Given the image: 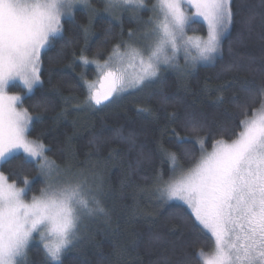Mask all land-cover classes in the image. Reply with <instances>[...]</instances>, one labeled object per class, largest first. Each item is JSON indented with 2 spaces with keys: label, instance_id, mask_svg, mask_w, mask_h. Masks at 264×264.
<instances>
[{
  "label": "trees",
  "instance_id": "obj_1",
  "mask_svg": "<svg viewBox=\"0 0 264 264\" xmlns=\"http://www.w3.org/2000/svg\"><path fill=\"white\" fill-rule=\"evenodd\" d=\"M92 5L101 15L91 25L82 9L62 21V38L41 56V85L34 93L26 94L18 82L8 89L23 97L22 106L33 117L29 138L46 146L48 159L83 171L101 187L108 215L86 220L81 239L63 256V264H186L201 248L207 252L211 241L200 238L186 205L156 199L153 180L162 167L168 178L162 150L176 153L188 169L200 158L198 138L206 139L208 152L217 140L230 143L243 119L241 106L247 105L249 112L259 107L264 0H231L232 23L213 63L183 71L165 67L149 87L125 91L100 107L84 105L87 89L81 76L93 83L98 72L94 64L82 65L80 55L103 63L115 45L128 41L129 32L141 35L148 20L145 15L137 22L128 14L113 20L103 14L102 0H92ZM188 31L205 36L206 26L195 23ZM190 123L199 131L186 128ZM178 137L192 143L180 146ZM1 172L18 187L25 178L33 181L26 199L39 195L44 186L36 166L24 163V154L4 161ZM153 233L161 239H152ZM24 264H44L38 242L29 248Z\"/></svg>",
  "mask_w": 264,
  "mask_h": 264
},
{
  "label": "snow or ice",
  "instance_id": "obj_2",
  "mask_svg": "<svg viewBox=\"0 0 264 264\" xmlns=\"http://www.w3.org/2000/svg\"><path fill=\"white\" fill-rule=\"evenodd\" d=\"M102 3L113 19L147 10V0ZM77 8L88 12L90 25L101 15L91 0H0V161L22 151L24 163L36 166L44 185L29 201L33 181L25 178L23 187H17L0 172V264H24L34 241L43 250L44 264H63V256L81 239L86 220L108 215L100 185L89 182L83 171L49 160L46 146L29 138L33 117L23 108V97L8 94L16 82L26 94L41 85V56L62 38V20L74 17ZM192 9L194 14H189ZM152 12L142 34L129 32L128 41L115 45L103 64L80 55L82 65L94 64L99 73V87L81 76L86 107H100L125 91L149 87L162 66L179 69L181 58L185 69L213 63L233 16L231 0H155ZM201 22L206 37L187 35L192 24ZM84 31L87 36L89 28ZM129 67L135 69L132 74ZM259 96V107L251 112L241 106L243 119L230 143L217 140L208 152L205 138L195 141L200 158L194 166L184 169L176 153L162 150L168 178L162 167L151 191L164 205H186L200 238L211 241L207 252L201 248L186 264H264V87ZM188 127L199 131L194 123ZM189 143L177 138L180 146ZM152 239L161 236L153 233Z\"/></svg>",
  "mask_w": 264,
  "mask_h": 264
},
{
  "label": "rangeland",
  "instance_id": "obj_3",
  "mask_svg": "<svg viewBox=\"0 0 264 264\" xmlns=\"http://www.w3.org/2000/svg\"><path fill=\"white\" fill-rule=\"evenodd\" d=\"M155 2V0H147V10L146 11H144V12H141L139 15H137V14H134V13H124V14H128V15H130V17L134 20V21H137V22H140L141 21V17H143V16H145V15H147V17H144L143 18V20H149L150 19V17H152L154 14H153V12H152V5H153V3ZM153 2V3H152ZM91 6H92V8H93V5H92V0H91ZM78 9H80V8H77L76 10H78ZM94 9V8H93ZM75 10V11H76ZM194 9H192L191 10V12L189 13V14H194ZM103 14H105V16H108L106 13H104L103 12ZM124 14H122V15H124ZM118 16H120V14H118ZM117 16V17H118ZM109 17V16H108ZM111 19H113L112 17H110ZM64 20V19H63ZM62 20V21H63ZM114 20V19H113ZM146 23V22H145ZM203 23V22H202ZM144 26H145V24H144ZM206 26V25H205ZM206 34H207V29H206ZM227 34V33H226ZM187 35H189V36H201L200 34H197V33H194V32H191V31H188L187 30ZM140 36V35H139ZM202 37H206V35L205 36H202ZM223 40V39H222ZM42 59V58H41ZM179 63H180V65H181V67L179 68V69H181V71H183V70H185V68L183 67V65H184V60L181 58L180 59V61H179ZM101 64H103V63H101ZM198 64H205V63H198ZM207 64H209V63H207ZM165 67H167V66H162V69L163 68H165ZM168 68H171V67H168ZM187 69H190V68H187ZM40 70H41V65H40ZM135 71V69L134 68H131V67H129L128 69H127V72L129 73V74H132L133 72ZM162 71V70H161ZM98 76H99V73H98V75L96 76V79L94 80V82L93 83H95L96 84V86L97 87H99V81H98ZM19 83V82H18ZM9 94V93H8ZM9 95H13V94H9ZM107 103V102H106ZM16 154H24L22 151H20V152H17V153H15V155ZM4 161H0V172H1V164L3 163ZM18 187V186H17ZM27 200H31V199H27ZM182 203V202H181ZM191 211V210H190ZM34 242H36V241H34ZM34 242H32L31 244H30V246H29V248L32 246V244L34 243ZM29 250V249H28Z\"/></svg>",
  "mask_w": 264,
  "mask_h": 264
}]
</instances>
